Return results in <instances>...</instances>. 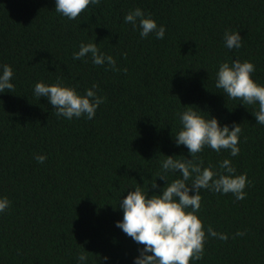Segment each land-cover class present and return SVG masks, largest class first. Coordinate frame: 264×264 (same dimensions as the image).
<instances>
[{
	"label": "trees",
	"instance_id": "1",
	"mask_svg": "<svg viewBox=\"0 0 264 264\" xmlns=\"http://www.w3.org/2000/svg\"><path fill=\"white\" fill-rule=\"evenodd\" d=\"M135 7L165 26L162 39H142L123 23ZM226 28L239 32V49L223 47ZM81 41L97 43L124 70L73 60ZM236 58L250 60L252 78L264 84V0H98L73 20L54 0H0V63L12 67L15 85L0 93V196L10 201L0 213V264H77L78 252L88 264H132L138 246L115 226V206L136 183L159 192L164 155L190 158L172 138L176 114L188 107L239 124L237 156L207 147L198 156L205 166L227 157L250 181L239 201L201 190L202 227L227 239L208 237L195 264H264V125L254 106L214 86L218 61ZM58 78L80 93L97 85L104 101L92 119L58 118L33 96L34 82ZM40 153L42 164L33 159Z\"/></svg>",
	"mask_w": 264,
	"mask_h": 264
},
{
	"label": "clouds",
	"instance_id": "2",
	"mask_svg": "<svg viewBox=\"0 0 264 264\" xmlns=\"http://www.w3.org/2000/svg\"><path fill=\"white\" fill-rule=\"evenodd\" d=\"M97 2L98 0H54V10L61 17L73 20L87 6ZM123 23L131 25L133 30L138 29L142 39L149 34L162 39L165 34V26L158 25L151 14L140 7L127 11L123 15ZM221 40L223 47L228 50L239 49L242 45L239 32L227 28L224 29ZM72 58L90 59L93 65H105L113 71L124 70L117 69L114 57L100 51L94 41H81L78 50L73 51ZM254 71L255 65L247 59L218 61L214 86L229 99H238L239 104L254 106L251 114L257 124L264 125V84L252 78ZM13 76L12 67L7 63H0V93L5 90L12 92L15 87ZM96 88L97 85L93 83L80 93L58 78L54 83L40 80L34 82L32 94L38 99L44 97L58 118L72 120L83 116L90 120L104 101L103 96L97 95ZM198 109L188 107L178 111L176 115L179 128L172 135L175 146L186 147L190 158L184 155L182 158H175L180 155H164L159 161L160 172L156 178L159 177L166 183L159 187L158 193L149 195L148 188L142 190L136 183V186L126 189V195H121L117 201L115 207L122 211V218L115 222V226L138 246L132 264H190V261L195 264L204 255V244L208 237L227 239V234L217 232L211 226L206 229L202 227V221L197 215L201 206V190L222 195L231 193L235 201L243 200L247 195L244 189L250 181L245 173H236L229 158L219 160L217 166H205L198 156L205 147L217 153L227 151L229 157L237 156L240 151L239 124H221L216 116ZM33 159L42 164L46 155L34 154ZM170 173L174 177L171 180L167 179ZM151 187H158L156 179ZM9 206V199L0 196V213L5 212ZM236 235L242 236L243 232L237 230ZM88 260L84 252L77 253V264H88Z\"/></svg>",
	"mask_w": 264,
	"mask_h": 264
}]
</instances>
